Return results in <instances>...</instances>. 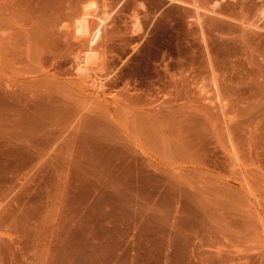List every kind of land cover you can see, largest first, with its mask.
Instances as JSON below:
<instances>
[{
  "label": "rangeland",
  "instance_id": "rangeland-1",
  "mask_svg": "<svg viewBox=\"0 0 264 264\" xmlns=\"http://www.w3.org/2000/svg\"><path fill=\"white\" fill-rule=\"evenodd\" d=\"M88 1L0 0V264H264V0H90L98 95Z\"/></svg>",
  "mask_w": 264,
  "mask_h": 264
},
{
  "label": "bare ground",
  "instance_id": "bare-ground-1",
  "mask_svg": "<svg viewBox=\"0 0 264 264\" xmlns=\"http://www.w3.org/2000/svg\"><path fill=\"white\" fill-rule=\"evenodd\" d=\"M171 1L191 5V6H194L195 8H200L199 7L200 5L196 6L193 2H190L188 0H171ZM96 6H97V2L89 0L88 3H85L84 6L81 7V9L82 8L83 9L81 11H79V13L81 12L80 14L74 13L78 16L73 18L74 19V20H72L73 24L71 23L72 24L71 25V31L74 34V37L79 38V40L84 41V43L82 42V45L80 47L81 50L78 49V51H80V53L81 52L82 53L80 55H78V53H77L76 58L75 57H74L75 59L73 58L74 63L71 62V61H73L72 59L70 61V63L74 65L73 68L75 70L74 71L72 69H70V70H72L75 73V74H73V76L76 75L77 77L81 78L79 80L83 79L82 82L84 81L87 83V85H88L87 87H89L91 89V90H89V89L88 90H89V92L91 91L93 93V95L95 93H96L95 95H98L99 91L102 88V85L104 84L103 83L104 78H101L100 75H98V73H96L97 66L95 67V62H96V58H97L96 56L97 55H96V50L93 48V46L91 47V45H93L94 42H96L99 39L100 35L102 34L101 33L102 32V25H103V22L105 19V16L103 17L102 15H99L96 12H94V11H96L95 10L97 8ZM262 12H264V11H262ZM76 15H74V16H76ZM92 18L93 19L95 18V20H92ZM92 21H94V25L92 24ZM255 26H257V25H255ZM134 28H135V26H134ZM75 54H76V52H75ZM94 68H96V70H94ZM70 70H69V72H72ZM97 72H99V71L97 70ZM99 73H101V72H99ZM104 89H105V87L102 90H104ZM103 93H106V92L103 91ZM96 97H98V96H96ZM114 97H116V96L114 95Z\"/></svg>",
  "mask_w": 264,
  "mask_h": 264
}]
</instances>
